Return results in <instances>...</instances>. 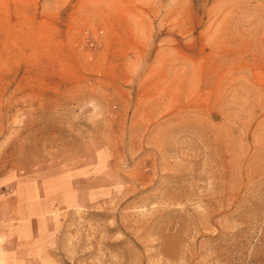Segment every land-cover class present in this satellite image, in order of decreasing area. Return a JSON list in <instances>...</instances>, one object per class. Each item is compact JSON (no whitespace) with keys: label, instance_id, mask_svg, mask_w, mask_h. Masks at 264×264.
I'll use <instances>...</instances> for the list:
<instances>
[{"label":"rangeland","instance_id":"rangeland-1","mask_svg":"<svg viewBox=\"0 0 264 264\" xmlns=\"http://www.w3.org/2000/svg\"><path fill=\"white\" fill-rule=\"evenodd\" d=\"M0 264H264V0H0Z\"/></svg>","mask_w":264,"mask_h":264}]
</instances>
